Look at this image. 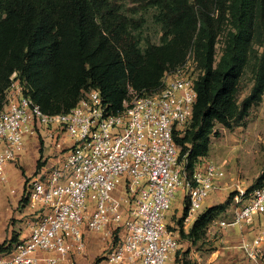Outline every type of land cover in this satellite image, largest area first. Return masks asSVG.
<instances>
[{"label":"built area","instance_id":"1","mask_svg":"<svg viewBox=\"0 0 264 264\" xmlns=\"http://www.w3.org/2000/svg\"><path fill=\"white\" fill-rule=\"evenodd\" d=\"M197 72L189 52L183 64L165 71L155 91L128 87L119 112L93 89L58 114L44 113L13 73L0 109V184L27 138L41 137L42 149L44 133L56 164L44 171L43 158L27 183V202L36 213L0 264H74L75 255L87 253L84 231L108 240L105 264H165L179 247L166 226L174 193L185 190L189 220L225 179L214 162L188 172L173 140L191 118ZM232 208L231 220L221 226L263 214L264 183L249 192L238 188ZM263 242L261 230L243 249L254 258Z\"/></svg>","mask_w":264,"mask_h":264},{"label":"trees","instance_id":"2","mask_svg":"<svg viewBox=\"0 0 264 264\" xmlns=\"http://www.w3.org/2000/svg\"><path fill=\"white\" fill-rule=\"evenodd\" d=\"M125 1L0 0V109L16 73L44 113H65L93 89L119 112L128 87L155 91L165 71L183 64L191 52L198 71L196 101L189 121L173 134L191 173L206 155L215 125L232 128L262 100L264 0H129L134 9L153 8L161 28V43L143 50L134 34L138 22L125 14L133 7L126 8ZM248 71L251 86L239 102L240 79ZM45 163L38 161L36 171ZM263 183L264 168L256 187L247 191ZM227 207L205 208L183 236L196 242ZM188 209L189 202L184 217ZM13 248L1 246L0 255Z\"/></svg>","mask_w":264,"mask_h":264},{"label":"rangeland","instance_id":"3","mask_svg":"<svg viewBox=\"0 0 264 264\" xmlns=\"http://www.w3.org/2000/svg\"><path fill=\"white\" fill-rule=\"evenodd\" d=\"M126 8L134 6L125 1ZM125 14L138 23L134 34L138 45L143 50L148 43H161V28L155 20L153 8L127 9ZM223 31L216 44V58L220 54L223 42ZM251 86L249 71L240 79L238 101L249 92ZM215 134L210 137L208 151L200 163L214 162L225 170V179L221 187L212 191L203 208L189 220L184 217L188 200L184 189L174 193L170 208L166 212V226L178 239L179 247L165 264H264V242L254 252V258L243 249L245 242L250 241L264 230V213L254 215L249 223L236 226H221L219 222L230 221L233 212V199L238 188L248 190L256 187L258 177L264 168V94L262 100L251 107L249 114L238 124L228 129L216 124ZM43 147L37 136L25 139L20 156L14 164L6 166L7 181L0 184V247L15 245V235L26 233L27 222L36 211L25 199L27 183L36 171V163L47 159L43 167L47 171L56 164V151L50 140L42 134ZM184 159V158H183ZM179 161L182 158L179 157ZM125 180V177L122 178ZM249 189V190H250ZM227 203L228 207L217 219L206 227L205 232L196 242L187 240V234L195 217L213 205ZM188 213V211H187ZM187 216V215H186ZM87 253L74 256V264H105V249L108 240L100 233L84 231ZM95 237H101L102 245L93 244Z\"/></svg>","mask_w":264,"mask_h":264},{"label":"crops","instance_id":"4","mask_svg":"<svg viewBox=\"0 0 264 264\" xmlns=\"http://www.w3.org/2000/svg\"><path fill=\"white\" fill-rule=\"evenodd\" d=\"M206 200H207V198L204 200L203 205L206 203ZM203 205H202V207H203ZM95 239H96V241H93L92 244H91L92 247H94L93 244H96L97 246L98 245H102L103 240H102L101 237L100 238L99 237H95Z\"/></svg>","mask_w":264,"mask_h":264}]
</instances>
